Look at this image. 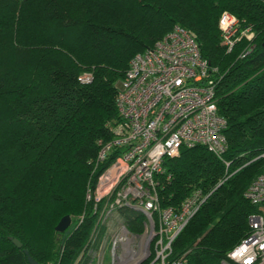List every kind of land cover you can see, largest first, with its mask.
Segmentation results:
<instances>
[{
  "label": "trees",
  "instance_id": "1",
  "mask_svg": "<svg viewBox=\"0 0 264 264\" xmlns=\"http://www.w3.org/2000/svg\"><path fill=\"white\" fill-rule=\"evenodd\" d=\"M225 10L254 30L230 51L220 37ZM174 24L219 68L229 163L201 144L164 159L162 206H179L195 188L207 195L174 239L172 257L215 264L248 233L256 206L243 192L264 169L263 0H0V264H30L24 249L40 263L76 262L96 219L85 193L104 166L93 170L98 140L119 118L129 59ZM84 73L89 81L79 79ZM66 214L71 224L56 231ZM126 220L143 229L141 214L131 210Z\"/></svg>",
  "mask_w": 264,
  "mask_h": 264
},
{
  "label": "built area",
  "instance_id": "2",
  "mask_svg": "<svg viewBox=\"0 0 264 264\" xmlns=\"http://www.w3.org/2000/svg\"><path fill=\"white\" fill-rule=\"evenodd\" d=\"M219 27L227 51L254 34L250 24L226 10ZM218 76L219 68L179 24L129 59L116 97L119 118L112 135L98 140L93 170L104 166L95 182L87 183L85 198L96 219L74 264H186L184 255L172 257L173 241L207 195L195 188L179 206H162L157 177L164 159L184 146L204 145L229 163L223 159L228 143L226 119L217 106ZM79 79L89 81L91 74ZM243 195L256 206L248 216L249 231L215 264H264V169ZM131 210L143 216L141 231L128 228ZM83 218L84 213L78 221Z\"/></svg>",
  "mask_w": 264,
  "mask_h": 264
},
{
  "label": "water",
  "instance_id": "3",
  "mask_svg": "<svg viewBox=\"0 0 264 264\" xmlns=\"http://www.w3.org/2000/svg\"><path fill=\"white\" fill-rule=\"evenodd\" d=\"M71 224V216L69 214L63 215L60 220L58 221V223L55 225V230L58 232H62L64 231L69 225ZM13 243L17 246V247H21L22 243L19 239H17L16 237L12 238ZM25 254L27 255V259L29 261L30 264H45V263H40L38 262L36 259H34L30 253L28 252L27 249H24Z\"/></svg>",
  "mask_w": 264,
  "mask_h": 264
},
{
  "label": "rangeland",
  "instance_id": "4",
  "mask_svg": "<svg viewBox=\"0 0 264 264\" xmlns=\"http://www.w3.org/2000/svg\"><path fill=\"white\" fill-rule=\"evenodd\" d=\"M121 85V84H120Z\"/></svg>",
  "mask_w": 264,
  "mask_h": 264
}]
</instances>
